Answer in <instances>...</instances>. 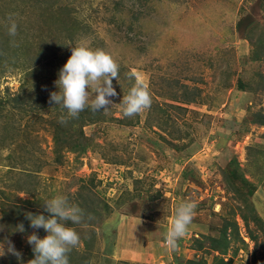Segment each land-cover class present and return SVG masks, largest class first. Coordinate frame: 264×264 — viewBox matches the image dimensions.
I'll use <instances>...</instances> for the list:
<instances>
[{
  "label": "rangeland",
  "instance_id": "obj_1",
  "mask_svg": "<svg viewBox=\"0 0 264 264\" xmlns=\"http://www.w3.org/2000/svg\"><path fill=\"white\" fill-rule=\"evenodd\" d=\"M79 44L118 63V95L69 117L50 94ZM136 77L152 104L125 117L119 102ZM255 114L264 0H0V240L20 253L0 264L33 258L27 236L46 232L26 214L49 215L44 202L57 195L83 210L79 224L65 222L80 237L69 264H264ZM184 201L195 216L172 250L165 236Z\"/></svg>",
  "mask_w": 264,
  "mask_h": 264
},
{
  "label": "clouds",
  "instance_id": "obj_2",
  "mask_svg": "<svg viewBox=\"0 0 264 264\" xmlns=\"http://www.w3.org/2000/svg\"><path fill=\"white\" fill-rule=\"evenodd\" d=\"M8 32L10 36L17 33V24L11 18ZM118 75V63L104 50H94L86 44L71 47V55L58 73V90L50 94V102L60 105L69 117H77L88 106L94 111L107 109L113 104L112 98L118 95L113 86V79L117 80ZM119 103L123 116L132 117L150 108L152 98L147 85L136 77V83ZM65 119L64 115L60 116L61 121ZM44 205L49 215L26 214L30 227L42 228L46 232L42 238L35 232L27 236L33 252V258L28 264H69L68 253L80 244V237L65 222L79 224L83 218V210L70 203L64 195H57L45 201ZM196 207L194 201H184L176 207L171 227L165 236L169 249H176L179 240L187 235ZM14 230L24 232L25 228L20 223ZM5 252L12 253L18 260L20 258V253L11 241L5 247V241L0 240V256L5 255Z\"/></svg>",
  "mask_w": 264,
  "mask_h": 264
},
{
  "label": "crops",
  "instance_id": "obj_3",
  "mask_svg": "<svg viewBox=\"0 0 264 264\" xmlns=\"http://www.w3.org/2000/svg\"><path fill=\"white\" fill-rule=\"evenodd\" d=\"M126 255L125 256H122L120 257L121 259H125V260H128L130 262H134L136 263L137 261H140V258L141 257H152V256H144V252L143 253H139L137 256H133V254H128L127 252H125ZM117 257V256H116Z\"/></svg>",
  "mask_w": 264,
  "mask_h": 264
},
{
  "label": "trees",
  "instance_id": "obj_4",
  "mask_svg": "<svg viewBox=\"0 0 264 264\" xmlns=\"http://www.w3.org/2000/svg\"><path fill=\"white\" fill-rule=\"evenodd\" d=\"M255 55H256V54H255ZM77 117H78V116H77ZM253 122L259 124V125L262 126V127H264V114H262V115H261V114H255ZM211 241H212V244H214L213 242H214L215 240H212V239H211ZM213 250H215V249H213ZM215 251H216V250H215Z\"/></svg>",
  "mask_w": 264,
  "mask_h": 264
}]
</instances>
